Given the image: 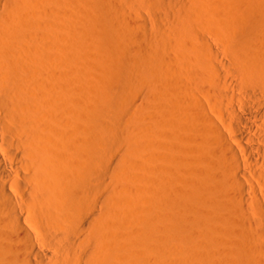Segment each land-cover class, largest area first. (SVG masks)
<instances>
[{"label":"bare ground","instance_id":"6f19581e","mask_svg":"<svg viewBox=\"0 0 264 264\" xmlns=\"http://www.w3.org/2000/svg\"><path fill=\"white\" fill-rule=\"evenodd\" d=\"M0 264H264V0H0Z\"/></svg>","mask_w":264,"mask_h":264},{"label":"rangeland","instance_id":"374dc122","mask_svg":"<svg viewBox=\"0 0 264 264\" xmlns=\"http://www.w3.org/2000/svg\"><path fill=\"white\" fill-rule=\"evenodd\" d=\"M143 44L145 45L146 44V46H147V43H145V42H143ZM201 57H202V55H201V53H198ZM126 56V55H125ZM123 57V58H119L118 60V63L120 64L121 62H123L124 63V65H123V63H121L119 66H118V64H117V66H115V68L116 67H118V68H116V69H119V70H117L116 71V69L114 68V71H113V76H114V79H115V77H116V79L115 80H113V81H115L116 82V84L114 85V87L113 88H111V91H109V93H111V95H110V97L111 96H113V95H115V97L117 98L118 97V95H117V92H122V90L119 88V87H122V88H125V90H127L128 91V86L130 85V84H128L130 81H128V83L126 82V79L127 80H129L130 78H133L134 77V69H135V66H136V63H138V61L136 60V59H134V58H130V57H127V58H129L127 61H126V57ZM128 56V55H127ZM124 58H126V59H124ZM125 60V61H124ZM130 60H133V61H130ZM139 60V59H138ZM130 61V62H129ZM125 62H126V64H125ZM128 63V64H127ZM131 63V64H130ZM134 64V65H133ZM130 66V67H129ZM130 68V69H129ZM133 68V69H132ZM128 70V71H127ZM128 72V73H126V72ZM131 76H130V75ZM133 74V75H132ZM163 75V74H162ZM126 76V77H125ZM130 76V77H129ZM161 76V75H160ZM159 76V77H160ZM159 77H158V79H159ZM162 77H164V78H161L160 77V79H166V77L167 76H165V75H163ZM131 80V79H130ZM112 81V82H113ZM161 81H164V80H161ZM117 82L120 84V86H119V84H118V86H117ZM125 85H126V87H125ZM128 85V86H127ZM115 86H117V87H115ZM133 87L134 88H136L137 87V85L135 84V85H133ZM114 88H116L115 89V91L113 90ZM118 88V89H117ZM139 87H137V89H138ZM121 90V91H118V90ZM124 90V91H125ZM127 91H125V93L127 92ZM114 92H116L115 94H114ZM135 92V94L138 96L139 95V91L138 90H135L134 91ZM144 94V93H143ZM126 95H127V93H126ZM130 95V100H131V102H134V100H136V97L134 96V95H131V94H128V96ZM114 97V96H113ZM116 98H114L112 101L113 102H115V99ZM114 111V110H113ZM113 111H111V112H113ZM115 112V111H114ZM114 112L113 113H110V114H108V116L110 117L109 119H112L113 117L115 118V115H113L114 114ZM114 118H113V120H114ZM113 120H111V121H113ZM107 120H104V121H102V122H105V124H107V122H106ZM110 122V120H108V123ZM104 124V125H105ZM179 141V140H178ZM189 141H186V142H184V143H181L182 144V146L179 148L178 147V150H185V149H187V147L190 145L189 143H188ZM98 142L96 141V144H97ZM100 143V142H99ZM99 146H102V145H100V144H98ZM99 146H96V148L97 147H99ZM177 146H179L178 144H177ZM99 148H101V147H99ZM99 148H97L98 149V152H99ZM190 148V147H189ZM188 148V149H189ZM119 158H122L121 159V162H120V160H118V164L119 165H121L120 163H122V161H123V156H119ZM148 176H150V178L151 179H153V177L151 176V175H148ZM147 176V177H148ZM181 190H183V189H181ZM179 191H180V189H179ZM142 193H145V192H143V190L141 191ZM183 192V191H182ZM180 193V192H179ZM200 193L201 194H204V193H206L203 189H201L200 190ZM175 194H177V192H175ZM175 194H174V196H175ZM204 195H207V194H204ZM177 196V195H176ZM178 196H179V199H178ZM178 196L175 198V199H178V201L180 200V198L182 199V198H184V199H186V201H188L189 202V200L192 202L193 201V198H195V196H193V195H191V197L189 196V195H186V197H185V195H184V197H183V195H179L178 194ZM196 199V198H195ZM195 199H194V201H195ZM183 200V199H182ZM185 201V200H184ZM181 202V201H180ZM168 203V202H167ZM177 204H174V205H176L175 207L176 208H174L173 209V206L172 205H170L169 203H168V205H170V206H167V204H166V206L163 208L164 210L166 209V212H168V210H169V208H170V210L172 211L170 214L172 215V214H175V213H177L180 209H181V203H180V205L178 204V202H176ZM171 206H172V208H171ZM180 206V207H179ZM151 209H152V207H151ZM154 209V208H153ZM168 209V210H167ZM169 210V211H170ZM174 210V211H173ZM179 212H181V210L179 211ZM179 212H178V214H179ZM175 215H177V214H175ZM174 216V215H173ZM158 219H159V224H157L158 223ZM157 220V225H158V227H159V225H160V230L162 231V232H165L167 229H168V225L167 224H169V222H168V220H166V223H165V225L167 226V228H165L166 226L165 225H162V223H164L163 222V219H161V218H157L156 219ZM165 220V219H164ZM180 256H181V254H180ZM135 259V258H134ZM137 259H138V256H137ZM135 261V260H134ZM137 261V260H136Z\"/></svg>","mask_w":264,"mask_h":264}]
</instances>
